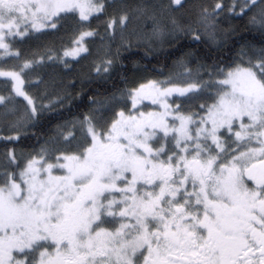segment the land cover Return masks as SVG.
Returning a JSON list of instances; mask_svg holds the SVG:
<instances>
[{
	"label": "snow or ice",
	"instance_id": "snow-or-ice-1",
	"mask_svg": "<svg viewBox=\"0 0 264 264\" xmlns=\"http://www.w3.org/2000/svg\"><path fill=\"white\" fill-rule=\"evenodd\" d=\"M254 5L233 0L227 10L245 14ZM103 8L100 0H0V49L18 56L6 37L56 28L68 13L87 21ZM224 10L215 4V15ZM91 35L82 32L79 47L64 55L86 51ZM0 77L22 83L15 71ZM217 84L203 114H184L163 98L185 96L195 83L150 81L133 107L147 99L163 111H121L104 133L88 125L91 144L82 151L50 162L42 149L18 172L0 173V264H264V56Z\"/></svg>",
	"mask_w": 264,
	"mask_h": 264
},
{
	"label": "trees",
	"instance_id": "trees-1",
	"mask_svg": "<svg viewBox=\"0 0 264 264\" xmlns=\"http://www.w3.org/2000/svg\"><path fill=\"white\" fill-rule=\"evenodd\" d=\"M232 2L105 0L103 11L87 21L77 13L62 14L65 18L56 28L13 38L12 49L19 55L0 57L3 70H22L25 62L59 55L82 32L93 33L86 39L85 54L77 59H47L24 72V90L35 113L10 80L0 78V96L5 98L0 104V173L18 172L42 149L50 160L82 151L91 144L88 123L104 133L121 111L133 114L131 91L150 81L195 83L198 90L173 96L170 105L176 109L172 103L176 101L184 114H203L200 105L214 102L217 81L227 71L247 67L249 61L255 64L264 56V27L258 22L262 12L258 5L264 0H257L245 14L228 11ZM216 3L225 6L219 15L214 12ZM205 8L209 19L203 18ZM123 16L128 19L121 24Z\"/></svg>",
	"mask_w": 264,
	"mask_h": 264
},
{
	"label": "rangeland",
	"instance_id": "rangeland-1",
	"mask_svg": "<svg viewBox=\"0 0 264 264\" xmlns=\"http://www.w3.org/2000/svg\"><path fill=\"white\" fill-rule=\"evenodd\" d=\"M100 2L101 3H103V5L105 6V0H100ZM100 13V12H99ZM78 14V13H77ZM94 14H98V13H94ZM94 14L92 15V16H90V18L91 17H93L94 16ZM51 27H49V28H46V29H50ZM46 29H44V30H46ZM42 32V31H41ZM31 33H36V32H34V31H30L29 32V34H31ZM28 34V35H29ZM89 37H91V36H85L84 37V40L82 41V45H83V47L85 48V49H87V47H86V39L87 38H89ZM13 38H22V37H19V36H15V37H6V42H8L9 44H10V50L11 51H13V49H12V46H11V41H12V39ZM79 38H80V36H79ZM78 38V39H79ZM77 39V40H78ZM79 47V45H77L75 42H74V45L72 46V47H70V48H68V49H66V50H64L62 53H60L59 55H53V56H48V57H45V56H43V58H40V59H37V60H35V61H32V62H28L29 63V67H27V68H24V64H23V66H22V69L23 70H13V69H11V70H5V71H15V72H17V73H19V75H20V80L22 81V83L21 84H19V85H17V83H16V81H14V80H12L11 78H9V77H2V78H5V79H8V80H10L11 81V83H13V85H14V89H15V87H20L21 88V90L22 91H24L25 92V90H24V87H25V82H24V72H26L28 69H30V68H32V66L34 65V64H36V63H42L43 61H45V60H47V59H49V60H52L53 58H57L58 57V59H72V60H75V59H77L78 57H80L81 55H83V54H85V52L86 51H81V52H79L77 55H75V56H72V55H68V56H65L64 55V53L66 52V51H72V50H74V49H76V48H78ZM13 52H15V51H13ZM0 57L2 58V59H6V58H10L11 56H4L3 55V49H0ZM0 70H3V69H1L0 68ZM1 78V77H0ZM159 86H168V87H179V88H183V87H187V86H179V85H175V84H173V85H164V84H160V83H157ZM146 85V84H145ZM140 89V87H138V88H135V89H133L132 91H131V99H132V97L135 95V93H136V91L137 90H139ZM197 90H198V86H197ZM194 91H196V90H194ZM194 91H192V92H194ZM16 92V91H15ZM192 92H189V93H192ZM188 94V93H187ZM26 95L29 97V95L26 93ZM173 96H180L178 93H173L172 95H170V96H168V97H166V98H163V99H166L167 100V102L170 104V100L173 98ZM21 98H24L23 96H20ZM30 98V97H29ZM31 99V98H30ZM32 100V99H31ZM27 101V100H26ZM28 103V102H27ZM144 105H149L150 106V108L149 109H145L143 106ZM30 106V108H31V110L33 109V107H35V105H34V103L33 104H31V105H29ZM133 109L135 110V112L133 113V115H138L139 114V112L140 111H145V112H148V111H156V112H160V111H163V109L161 108V106L159 105V104H153L150 100H147V99H145V100H140L136 105H135V107H133ZM173 109V108H172ZM169 122L171 123L172 122V117L170 116L169 118ZM177 125H178V121H176L175 122ZM90 123H88V125H89ZM88 125H87V129H88ZM92 125V124H91ZM224 129H221V133H224ZM90 135V134H89ZM91 136V135H90ZM234 138V137H233ZM41 154V153H40ZM68 154H70V153H68ZM38 156V155H37ZM59 156V155H58ZM44 157H45V159L47 158L46 156H45V154H44ZM56 159V158H55ZM55 159H52V160H50V159H47V160H49L50 162H54L55 161ZM54 171V173H57L59 170H57V169H54L53 170ZM129 177H130V173L129 174H127ZM119 194H117V196H118Z\"/></svg>",
	"mask_w": 264,
	"mask_h": 264
},
{
	"label": "flooded vegetation",
	"instance_id": "flooded-vegetation-1",
	"mask_svg": "<svg viewBox=\"0 0 264 264\" xmlns=\"http://www.w3.org/2000/svg\"><path fill=\"white\" fill-rule=\"evenodd\" d=\"M234 139V138H233ZM250 183V182H249Z\"/></svg>",
	"mask_w": 264,
	"mask_h": 264
}]
</instances>
